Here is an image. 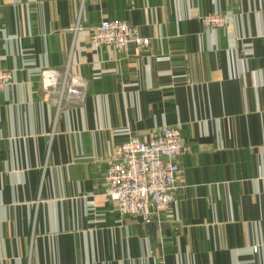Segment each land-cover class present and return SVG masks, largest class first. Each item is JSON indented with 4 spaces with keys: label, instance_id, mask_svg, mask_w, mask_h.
<instances>
[{
    "label": "crops",
    "instance_id": "obj_1",
    "mask_svg": "<svg viewBox=\"0 0 264 264\" xmlns=\"http://www.w3.org/2000/svg\"><path fill=\"white\" fill-rule=\"evenodd\" d=\"M213 11L232 19L208 30ZM104 18L149 43L92 48ZM46 67L83 98L58 107ZM0 69V264H264V0H0ZM165 125L190 145L174 199L122 215L117 146Z\"/></svg>",
    "mask_w": 264,
    "mask_h": 264
},
{
    "label": "built area",
    "instance_id": "obj_2",
    "mask_svg": "<svg viewBox=\"0 0 264 264\" xmlns=\"http://www.w3.org/2000/svg\"><path fill=\"white\" fill-rule=\"evenodd\" d=\"M206 29L225 27L232 19L230 13L213 11L201 15ZM80 27L79 21L75 29ZM150 37L142 35L137 25L122 18H104L90 31L92 48L112 45L128 49L135 44L146 46ZM42 83L56 93L58 107L63 101L83 98L86 81L73 74L68 67H46L41 72ZM11 72L0 69V91L10 83ZM190 150L181 128L165 125L148 140L131 135L117 146L106 173V195L114 201L122 215L135 214L150 222L154 214L168 209L174 199L180 165L176 157Z\"/></svg>",
    "mask_w": 264,
    "mask_h": 264
}]
</instances>
